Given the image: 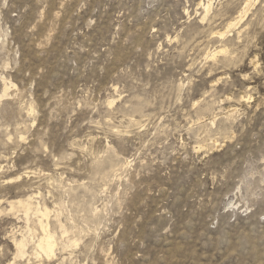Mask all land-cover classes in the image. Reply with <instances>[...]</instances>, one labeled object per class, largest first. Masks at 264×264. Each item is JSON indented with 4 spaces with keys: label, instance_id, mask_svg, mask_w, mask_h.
Here are the masks:
<instances>
[{
    "label": "rangeland",
    "instance_id": "374dc122",
    "mask_svg": "<svg viewBox=\"0 0 264 264\" xmlns=\"http://www.w3.org/2000/svg\"><path fill=\"white\" fill-rule=\"evenodd\" d=\"M201 1L0 0V264L31 193L41 264H264V0Z\"/></svg>",
    "mask_w": 264,
    "mask_h": 264
},
{
    "label": "bare ground",
    "instance_id": "6f19581e",
    "mask_svg": "<svg viewBox=\"0 0 264 264\" xmlns=\"http://www.w3.org/2000/svg\"><path fill=\"white\" fill-rule=\"evenodd\" d=\"M257 1L258 0H246L242 9L240 10L238 16H236V18H234L230 22H228L229 24H228L227 29L225 31H222V32L216 30V31H213V33L216 35L218 34L221 37L226 36L228 33H230L232 30H234V28H236L243 21V19L249 13V10L251 9V7ZM199 5L202 6L205 10V15L202 16L203 19H205L207 17V15L209 14L210 10L212 9L213 0H202L199 3ZM227 51L228 50L225 49L224 47H215L213 50H210L209 52H207L206 57L214 59L215 56L217 55V53L219 54V52L223 53V52H227ZM252 61L255 62V60H252ZM3 78H4L3 79L4 81L3 80L2 81L4 82V88H3V93L0 94V98L4 97V96H9L8 90L12 86H14L12 81H8L7 79H5V77H3ZM241 97L243 100H245L244 99L245 95H243V93H242ZM29 111H31V112L34 111L32 105L29 106ZM226 111H227V116L229 118L237 112L235 106H233V105H227ZM216 115L213 116V119H212L213 122L212 123L215 122ZM230 120L231 119H228V121H226L224 124H230L232 122ZM34 197L35 196L31 193V194H27L25 198H21V199H17V200L15 199L16 201L14 200V201L10 202V206H11L12 211L18 209L19 211L23 212V215L26 218L25 221H26V231H27V235L22 234L20 238L14 237V244H15V248H16V253L14 256L15 260L13 262H11L10 264H29L32 257H33V259L34 258L36 259L35 261H33V262H35L34 264H41L40 261H42V259H41L42 256H45L46 258L51 259L55 255L54 254L55 253V247L58 244L57 243L58 238H57L56 230H55L56 227L54 229H52L51 224L49 222V214H50L51 210L48 208V206L41 205L40 203H38L37 205H34L33 204ZM31 215H34V217H36V219H37L36 224L39 226L40 230L42 231V233L40 235H35L34 234L35 231L33 230V228H31V224H30V218H31L30 216ZM55 225L60 227V229L62 230V233H64L65 235H66V233L68 234L69 228L60 219V214H57V217L55 219ZM73 226H75V225H73ZM30 242L32 243V249L30 250L31 252L28 251V246H29ZM77 242H78V239H76L75 237H73V238L68 237L67 240H65V242H64V247L66 248L68 246L77 245ZM24 259H26L27 262H22V263L18 262V261H22ZM64 260H65V258L62 259V262L60 264H65Z\"/></svg>",
    "mask_w": 264,
    "mask_h": 264
}]
</instances>
